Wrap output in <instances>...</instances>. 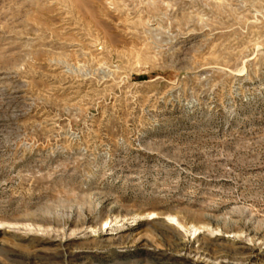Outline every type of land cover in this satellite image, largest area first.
<instances>
[{"label":"rangeland","instance_id":"374dc122","mask_svg":"<svg viewBox=\"0 0 264 264\" xmlns=\"http://www.w3.org/2000/svg\"><path fill=\"white\" fill-rule=\"evenodd\" d=\"M0 264H264V0H0Z\"/></svg>","mask_w":264,"mask_h":264}]
</instances>
